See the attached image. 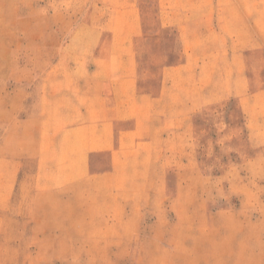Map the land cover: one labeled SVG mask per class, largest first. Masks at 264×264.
<instances>
[{
	"label": "rangeland",
	"instance_id": "obj_1",
	"mask_svg": "<svg viewBox=\"0 0 264 264\" xmlns=\"http://www.w3.org/2000/svg\"><path fill=\"white\" fill-rule=\"evenodd\" d=\"M0 264H264V0H0Z\"/></svg>",
	"mask_w": 264,
	"mask_h": 264
}]
</instances>
